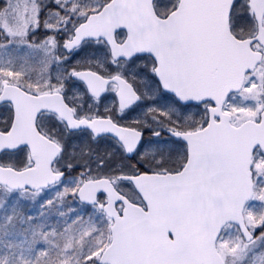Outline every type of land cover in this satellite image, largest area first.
Listing matches in <instances>:
<instances>
[{"label":"snow or ice","instance_id":"6c2138e0","mask_svg":"<svg viewBox=\"0 0 264 264\" xmlns=\"http://www.w3.org/2000/svg\"><path fill=\"white\" fill-rule=\"evenodd\" d=\"M0 264H264V0H0Z\"/></svg>","mask_w":264,"mask_h":264}]
</instances>
